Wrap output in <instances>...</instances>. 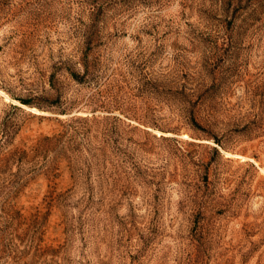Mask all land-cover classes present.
<instances>
[{"label": "rangeland", "instance_id": "374dc122", "mask_svg": "<svg viewBox=\"0 0 264 264\" xmlns=\"http://www.w3.org/2000/svg\"><path fill=\"white\" fill-rule=\"evenodd\" d=\"M0 264H264V0H0Z\"/></svg>", "mask_w": 264, "mask_h": 264}, {"label": "trees", "instance_id": "16d2710c", "mask_svg": "<svg viewBox=\"0 0 264 264\" xmlns=\"http://www.w3.org/2000/svg\"><path fill=\"white\" fill-rule=\"evenodd\" d=\"M71 74H72V76H73L75 79L78 80V74H77L76 72L73 71V72H71ZM23 102H24V103H28V101H26V100L23 101ZM193 122H194L195 124H197L196 121H193Z\"/></svg>", "mask_w": 264, "mask_h": 264}]
</instances>
